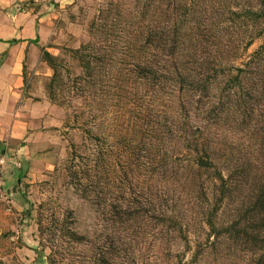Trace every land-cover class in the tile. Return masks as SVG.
Here are the masks:
<instances>
[{"label": "rangeland", "instance_id": "rangeland-1", "mask_svg": "<svg viewBox=\"0 0 264 264\" xmlns=\"http://www.w3.org/2000/svg\"><path fill=\"white\" fill-rule=\"evenodd\" d=\"M263 1L0 0V73L52 109L25 107L36 122L1 144L28 148L0 175V264H264V230L245 229L264 183V20L247 16Z\"/></svg>", "mask_w": 264, "mask_h": 264}, {"label": "crops", "instance_id": "crops-1", "mask_svg": "<svg viewBox=\"0 0 264 264\" xmlns=\"http://www.w3.org/2000/svg\"><path fill=\"white\" fill-rule=\"evenodd\" d=\"M0 74L2 75L0 76V150L8 156L10 160L8 164L16 165L18 161L17 156L21 154L20 151L28 147L21 148L14 153L7 147H2L1 144L7 139H10L11 142L22 140L23 137L20 139L18 137L20 124L24 121H27L28 124L36 122L34 116L30 112L25 111L26 108L29 111L41 106L45 109L48 108V112L43 116L45 118L44 121H50L52 109L48 102H44V104L25 102L22 90L24 84L22 78L17 75L5 78L3 77V70H1Z\"/></svg>", "mask_w": 264, "mask_h": 264}, {"label": "trees", "instance_id": "trees-1", "mask_svg": "<svg viewBox=\"0 0 264 264\" xmlns=\"http://www.w3.org/2000/svg\"><path fill=\"white\" fill-rule=\"evenodd\" d=\"M247 16H252V17H256V18H260V19L264 20V1H263L262 5H260L259 8L256 10V12L252 11V10H247ZM263 35H264V33L262 35H259V36H263ZM38 40L39 39L35 40V42L38 43ZM253 41H254V39L247 45V47L253 45ZM18 42H19L18 40L9 41L10 44H17ZM82 49H85V48L82 47ZM82 49L73 50L72 52L79 56L81 54ZM258 54H260L263 57L262 61L264 63V44L259 49ZM42 57H43L44 61L46 63H48L53 70L57 71V66H56V63L58 61L57 57L53 56L51 53L47 52L46 50L43 51ZM88 62L89 63H86V64L90 65V61H88ZM81 64H82V66L84 65L83 60H82ZM89 68H90V66H89ZM262 69L264 71V64H263ZM242 72L243 71H241V73ZM262 74H264V73H262ZM238 78L239 77H237V79ZM262 86H264V85L261 84L259 87H262ZM190 146L193 149L192 145H190ZM196 147H198V144H196L194 146L195 150H196ZM197 152H199L198 153V156H199L202 152V149L198 150ZM263 152H264V150H263ZM194 164L196 165V167L198 169H205L206 170V169H210V168L214 167L212 161L210 160V155L208 153H206L205 156L201 155L200 157H196ZM219 176L220 177L218 179V182H220V184H221L222 194L226 195L227 192L232 193V191H233L232 189H234L235 183L230 186L227 183V181L225 180V178L221 175V173H219ZM257 180H258V182L260 181L259 178H257ZM253 193H254V196H253L254 198L253 199L249 198L250 208L248 211L245 212V214L248 215L249 213H251L253 220L256 224L253 226V228H249V227L245 226V229L247 230V235H249L251 238H255V241H257V239L261 238L262 232L260 230L261 229L264 230V183H260L259 186H256L253 190ZM239 219H237V220H239ZM242 222L243 221L235 223L232 226V230L235 228V226L236 227L240 226V223H242ZM251 224H253V222ZM257 225H258V227H257ZM210 226L212 228L215 227V225L212 223L210 224ZM262 262H264V256H263Z\"/></svg>", "mask_w": 264, "mask_h": 264}, {"label": "built area", "instance_id": "built-area-1", "mask_svg": "<svg viewBox=\"0 0 264 264\" xmlns=\"http://www.w3.org/2000/svg\"><path fill=\"white\" fill-rule=\"evenodd\" d=\"M9 162L10 160L6 153L0 150V175L4 172L5 167L8 165Z\"/></svg>", "mask_w": 264, "mask_h": 264}]
</instances>
